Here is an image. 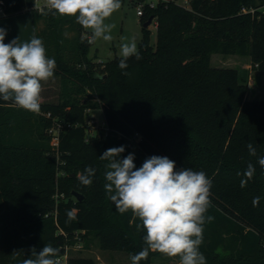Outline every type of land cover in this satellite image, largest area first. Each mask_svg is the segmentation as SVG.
Here are the masks:
<instances>
[{
  "label": "trees",
  "instance_id": "obj_1",
  "mask_svg": "<svg viewBox=\"0 0 264 264\" xmlns=\"http://www.w3.org/2000/svg\"><path fill=\"white\" fill-rule=\"evenodd\" d=\"M1 1L2 15L30 10L35 26L46 21L48 29L36 26L35 37L52 38L54 51L46 48V55L57 66L42 82L38 113L0 98V264L34 259L30 249L47 244L60 249L58 259L90 233L106 248L140 252L146 233L137 231L139 220L131 211L119 213L104 189L108 162L100 156L120 146V158L134 154L137 168L156 155L175 161L177 170L206 173L212 182L206 216L214 217L204 225L200 246L207 264H264V168L258 163L264 156V99L247 97L248 83L236 67L211 63L214 53L246 54L264 70V0H190V7L168 0L147 7L141 59L129 58L126 69L118 66L120 56L104 63L90 56L87 30L75 17L40 12L35 0ZM151 16L158 21L156 43L150 24L144 25ZM67 25L76 33L72 39L63 37ZM97 107L105 127L92 134L87 112ZM57 122L62 128L55 146L50 128ZM249 163L255 173L241 188ZM86 167L95 169L91 186L78 179ZM254 197L260 198L255 206ZM19 250L24 252L14 257ZM156 253L140 264H153ZM58 264L98 262L68 255Z\"/></svg>",
  "mask_w": 264,
  "mask_h": 264
},
{
  "label": "clouds",
  "instance_id": "obj_2",
  "mask_svg": "<svg viewBox=\"0 0 264 264\" xmlns=\"http://www.w3.org/2000/svg\"><path fill=\"white\" fill-rule=\"evenodd\" d=\"M46 7L54 10V14L75 17L85 30H91L90 35L85 33L89 43L101 38L111 42L115 26L105 21L121 8V0H46ZM6 35L7 30L0 28V98L12 99L19 108L38 113L42 82L54 76L56 61L46 55L41 38L34 36L20 43L16 37L5 43ZM120 57L121 69L128 67L129 58L141 59L134 39L121 44ZM246 147L251 156L257 155L252 143ZM124 151V146L109 148L100 159L108 162L104 185L108 198L119 213L131 211L139 220L135 225L137 231L146 233L143 236L146 246L130 257L131 264L146 260L150 251L179 257V264H207L200 246L204 225L214 217L206 216L211 206L212 184L206 173L191 168L177 170L175 161L156 155L146 158L137 168L134 154L120 158ZM258 163L264 168V156L258 157ZM254 173L255 167L249 163L243 174L247 179L241 180V188ZM94 175L95 169L86 167L78 179L82 185L91 186ZM259 199L254 197V206ZM67 217L74 219L73 211H68ZM20 252L24 250L14 251L13 256ZM59 252V248L50 244L39 251L33 247L30 255L35 258H26L21 264H58L55 257Z\"/></svg>",
  "mask_w": 264,
  "mask_h": 264
},
{
  "label": "rangeland",
  "instance_id": "obj_3",
  "mask_svg": "<svg viewBox=\"0 0 264 264\" xmlns=\"http://www.w3.org/2000/svg\"><path fill=\"white\" fill-rule=\"evenodd\" d=\"M176 2L185 7L191 6L190 0H176ZM27 12L32 14L30 10ZM105 23L115 26L111 31L113 39L111 42H107L101 38L90 44V56L95 61H103L104 63L120 56L121 44L130 42L133 39L137 43V48H140L144 30L143 20L137 14V0H121V8L114 12ZM36 26L39 32L48 29L44 19L39 20ZM149 30L151 42L156 43L157 27L154 24H150ZM86 32L90 35L91 30ZM85 33H83V38L88 39ZM75 34L71 25H67L63 30L64 38L72 39ZM43 44L47 51L51 53L54 51L52 38L46 37ZM211 63L214 66L236 67L240 71L242 80L248 83L247 97L249 99H264V70L254 68L248 55L214 53L212 54ZM50 83L55 86L58 82L57 80H51ZM52 98H56V96ZM92 99L95 100L94 97ZM87 118L90 119L88 127L90 133L94 134L105 127V117L102 108H90L87 112ZM57 158L59 159V156ZM62 164L63 161L61 162ZM62 171L60 170L59 172L62 173ZM65 254L67 256H92L97 260L98 264H131V255L127 250L102 246L100 238L95 233H90L86 239H76L74 243L66 247ZM66 258L64 256L61 261H65ZM152 258L153 264H179V257H167L161 253H156Z\"/></svg>",
  "mask_w": 264,
  "mask_h": 264
},
{
  "label": "crops",
  "instance_id": "obj_4",
  "mask_svg": "<svg viewBox=\"0 0 264 264\" xmlns=\"http://www.w3.org/2000/svg\"><path fill=\"white\" fill-rule=\"evenodd\" d=\"M35 23L33 14L22 11L11 15L0 16V28L7 30L5 43L10 42L12 39L19 37L20 43L28 42L35 36ZM44 100L41 94L42 102Z\"/></svg>",
  "mask_w": 264,
  "mask_h": 264
},
{
  "label": "built area",
  "instance_id": "obj_5",
  "mask_svg": "<svg viewBox=\"0 0 264 264\" xmlns=\"http://www.w3.org/2000/svg\"><path fill=\"white\" fill-rule=\"evenodd\" d=\"M161 1H168V0H137V14L141 17L145 13L147 7L154 8ZM1 4H2V1L0 2V15L5 14V10L3 9ZM35 8L40 12H42L44 10H51L50 8L46 7V0H44V1L43 0H35ZM243 10H246V9L243 8ZM150 24H154V26L157 27L158 26L157 19L153 17ZM48 115H50V113ZM89 125H90V119L88 120V127H89ZM61 128H62V124L59 122L54 123L53 126L50 128V131L52 133L51 142L55 146H58V144H59ZM106 130H107V127H106ZM64 256L67 257V254H65L61 257H58L57 260L61 261Z\"/></svg>",
  "mask_w": 264,
  "mask_h": 264
},
{
  "label": "water",
  "instance_id": "obj_6",
  "mask_svg": "<svg viewBox=\"0 0 264 264\" xmlns=\"http://www.w3.org/2000/svg\"><path fill=\"white\" fill-rule=\"evenodd\" d=\"M152 18H153V16L149 17V19L145 22L144 25H145V26H148V25L151 23ZM73 194H74L79 200L83 199V197H84L82 193H80V192H78V191H76V190H73Z\"/></svg>",
  "mask_w": 264,
  "mask_h": 264
}]
</instances>
